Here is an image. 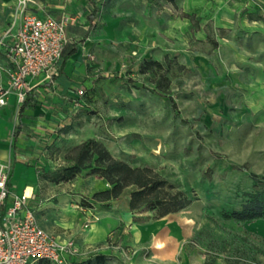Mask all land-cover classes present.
I'll return each instance as SVG.
<instances>
[{
  "label": "rangeland",
  "instance_id": "obj_1",
  "mask_svg": "<svg viewBox=\"0 0 264 264\" xmlns=\"http://www.w3.org/2000/svg\"><path fill=\"white\" fill-rule=\"evenodd\" d=\"M197 2L198 30L178 18L179 1L176 11L164 0L129 4L136 28L123 42L111 34V42L81 46L78 61L91 86L75 91L69 111L58 110L61 118L74 117L61 129L71 135L69 146L94 138L112 155L153 168L191 204L160 219L149 212L133 216L127 189L111 210L98 205L85 210L79 204L98 180L81 175L55 187L46 181L37 196L53 204L56 220L73 221L76 215L80 231L88 233L99 218L100 226L106 223L105 240L84 252L74 245L75 253L62 264H98L101 255L103 264H264V220L239 223L219 215L221 208L236 206V191L251 186L249 173L235 166L264 175V0ZM218 29L225 31L222 37ZM207 37L217 41V49ZM165 57L183 69L173 68L168 91L155 95L153 77L138 69L145 60L163 62ZM64 146L46 142L38 155L43 166L37 169L62 164ZM58 199L67 200L61 201L65 207L77 206V214L57 205ZM32 206L42 216L41 204Z\"/></svg>",
  "mask_w": 264,
  "mask_h": 264
},
{
  "label": "crops",
  "instance_id": "obj_2",
  "mask_svg": "<svg viewBox=\"0 0 264 264\" xmlns=\"http://www.w3.org/2000/svg\"><path fill=\"white\" fill-rule=\"evenodd\" d=\"M19 1L0 0V38L2 40L0 45V87L3 88L7 87L6 69L11 67L8 47L11 45L13 36L22 20ZM23 1L26 2L25 12L37 18H68L70 21L65 28L67 43L68 45H75L76 51L65 58L70 47L66 48L57 69L53 73L42 74L27 80L24 99L28 97L30 100L28 106L22 111L20 110L22 103L17 106L18 101L14 93L8 96L6 105L0 107V161L10 165L8 186L12 195L21 196L24 194L28 198L27 203L32 210V204L38 202L41 204L39 210H42V216H38L33 211L38 225L50 234L57 243L63 244L71 240L70 242L82 252L84 249L94 246L96 242L106 239L107 232L105 231L104 235V228L102 227L106 226V223L100 226L103 218H99L100 221L98 220L92 227L93 232L88 233L80 231L74 220L76 215H72L73 221L60 222L56 220L55 211L50 209L53 208V204H43L42 201L44 200L39 199V195L37 196V188L46 184V181L38 177L41 171L37 168L43 166L38 155L41 153V145H44L42 147L44 148L46 142L50 146L54 142L62 141L65 145L63 148L66 150L82 141L71 142L70 146L68 145L71 135H67L66 132V134H61V129L66 130L64 126L73 124L74 117L62 114L63 117L61 118L59 117L60 112H58L59 109L69 111L75 97V91L82 86L85 88L91 86V79L86 75L84 65L78 61L83 53L81 46L103 45L104 40L111 42V34L119 42L125 41L123 36L130 35L136 28L134 11L130 7L133 6L135 0H95L99 6V15L91 25L87 21V17L93 8L90 0ZM197 3V0H180L179 6L183 9V13L190 11L191 14H196ZM131 37L133 38V36ZM15 130L17 133L13 138ZM58 166L59 164L56 165V168ZM43 170V172H48L54 168L50 169L47 166ZM88 179L98 180L96 189L90 193L105 188L106 184L101 179L94 176H90ZM67 184L69 182L59 185ZM55 186L57 185L53 184V187ZM58 201L60 202L57 205L67 210L71 209L77 214V206L72 208V205H67L65 207L61 201L67 200L58 199ZM10 203L11 198H8L6 207ZM86 214L91 213L87 212ZM119 224L120 221L116 220L115 228Z\"/></svg>",
  "mask_w": 264,
  "mask_h": 264
},
{
  "label": "trees",
  "instance_id": "obj_3",
  "mask_svg": "<svg viewBox=\"0 0 264 264\" xmlns=\"http://www.w3.org/2000/svg\"><path fill=\"white\" fill-rule=\"evenodd\" d=\"M174 11L177 10V2L180 0H164ZM92 11L87 17L89 25L94 22L99 15V6L95 0H90ZM178 18L185 19L197 30L198 21L193 14L183 13ZM217 34L222 37L225 34L223 29H218ZM212 49H217L216 40L206 38ZM70 47L65 54L72 55L76 51L75 45H65L62 56L66 48ZM168 57L159 61H143L139 66L138 73L153 77L154 88L151 93L158 95L166 93L169 88V79L167 75L175 68L182 70L183 67L177 63H172ZM30 98H25L20 110L28 106ZM172 108H176L174 101L169 98ZM17 130L14 131L13 138ZM241 172H248L251 186L248 191H236V197L239 199L236 206L231 208H221L219 215L224 220H232L239 223L264 220V175H257L249 172L246 165L234 167ZM84 176H94L101 179L107 187L98 190L90 197L82 198L79 207L85 210H91L98 205L105 210L113 208L112 202L122 196L125 190L131 189L128 194V211L133 216L144 213H152L155 219H160L170 214L177 213L192 202L184 192L175 190L157 171L148 166H134L129 156L121 155L116 157L112 155L105 145L94 139H86L76 145L66 149L62 153V164L48 172H39V179L48 181L51 184L59 185L73 181L75 178ZM135 221L133 217V222ZM68 259V258H67ZM105 256H97L98 264H103ZM50 263L46 260L37 261L36 264ZM80 264H91L87 260Z\"/></svg>",
  "mask_w": 264,
  "mask_h": 264
},
{
  "label": "built area",
  "instance_id": "obj_4",
  "mask_svg": "<svg viewBox=\"0 0 264 264\" xmlns=\"http://www.w3.org/2000/svg\"><path fill=\"white\" fill-rule=\"evenodd\" d=\"M25 3L19 1L22 20L8 47L11 67L6 69L7 87H0V107L6 105L11 93L22 103L27 80L53 73L67 43L68 18H37L25 12ZM9 176V163L0 161V264H33L40 260L62 264L66 256L75 253L73 243H57L38 225L28 198L12 195ZM8 198L11 203L6 207Z\"/></svg>",
  "mask_w": 264,
  "mask_h": 264
}]
</instances>
